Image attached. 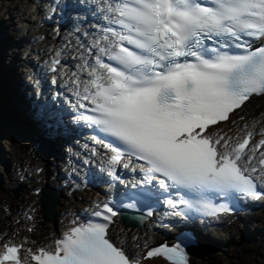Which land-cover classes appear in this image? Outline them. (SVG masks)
<instances>
[{
	"label": "snow or ice",
	"instance_id": "obj_1",
	"mask_svg": "<svg viewBox=\"0 0 264 264\" xmlns=\"http://www.w3.org/2000/svg\"><path fill=\"white\" fill-rule=\"evenodd\" d=\"M94 3L106 24L94 26L99 34L76 57L73 107L90 113L76 120L106 149L110 190L121 184L125 192L94 200L47 245L31 237L17 243L19 230L0 233V264H190V236L171 245L133 237L129 246L112 229L125 208L151 217L166 205V216L187 221L233 214L245 198L264 200V127L235 118L264 97V0ZM91 155L101 154L93 147Z\"/></svg>",
	"mask_w": 264,
	"mask_h": 264
},
{
	"label": "bare ground",
	"instance_id": "obj_2",
	"mask_svg": "<svg viewBox=\"0 0 264 264\" xmlns=\"http://www.w3.org/2000/svg\"><path fill=\"white\" fill-rule=\"evenodd\" d=\"M11 25H14V22H12ZM47 28L48 26L44 29L46 30ZM0 37L2 38L1 35ZM3 39L5 42L0 41V49L6 48L5 50H7L8 46H13L14 43H12L7 36L3 37ZM1 53L2 52L0 51V54ZM6 55L7 53H5V56H0V76H7L9 78V95L13 98V110L17 105L22 104V100L19 99L16 88L17 76L15 74V66L13 65L12 60L9 65H5L6 62L4 59L6 58ZM1 63H3V66ZM0 105L2 108H6V113L8 112L7 117L2 118L1 121L0 132L4 135V125L8 121L15 122V124L21 121L13 119L11 113L7 110L8 105L5 102H1ZM247 107L249 112L252 113L256 110V107L263 109L264 101L261 99L253 101L249 103ZM259 118L264 119V117L261 116ZM36 139L38 142L36 145H32L33 148L31 153L25 154L27 157L25 160L21 157L22 154L18 155L19 157L17 156L18 161L21 163L18 171H23V169L27 168L28 164L41 163L44 166V172L40 175L41 181L38 185L61 186L65 184V182L71 183L72 179L70 177L67 179L66 176L63 177L60 172V163L65 156L63 152L57 151V153H54L49 161H47L42 150L40 151L38 148L41 136H36ZM10 154V152L5 153L4 150H2L0 153V161L7 162ZM68 170H71V168H68ZM59 179H62V182H59ZM55 182L58 183L55 184ZM29 185L37 186L31 180L23 186V189L15 198L11 199L8 194L6 197H3L2 194L1 196L3 197L2 199L4 203L8 204L11 209L13 208L14 216L16 217L19 214L18 207L22 206L25 208L28 205H32L33 207L38 208L37 215L40 222L38 224L36 235L31 238L46 243L55 236L57 232L65 228L66 221L71 218L72 213L79 209L81 206V200L86 197L87 194H78L76 195L78 198H74V194L70 193V189L64 187L63 190H61L58 203L53 209V212L57 213V221L48 222L42 220L40 202L29 193L31 191L30 188H32ZM13 188H15V185L12 183L10 187L7 186L6 190L7 192H10ZM253 212V216H249V218H246L241 224L236 226L231 225L230 227H224L221 230L200 228V236L203 238L202 245L193 251L191 258L192 264H264V206L254 209ZM7 217L6 214H3L0 211V220L6 221ZM152 224L153 222L150 221L147 224H144L143 227H132L128 233L127 245L131 246L137 242L132 239L133 237H138L139 243H141L143 238H149V228L152 227ZM127 228H129V226L120 224L118 228L113 230L114 237L118 236L117 240H121L120 232H127ZM7 229L8 228L5 227L3 232ZM205 239L209 241L204 242ZM223 251H227V253H225L226 256H224ZM155 264L164 263L156 260Z\"/></svg>",
	"mask_w": 264,
	"mask_h": 264
},
{
	"label": "rangeland",
	"instance_id": "obj_3",
	"mask_svg": "<svg viewBox=\"0 0 264 264\" xmlns=\"http://www.w3.org/2000/svg\"><path fill=\"white\" fill-rule=\"evenodd\" d=\"M32 0H0V35L4 34L11 38H18L24 33V30L30 29L29 33H26L27 39L31 36L33 31L32 26L26 21L34 19V16L30 14ZM13 16V17H12ZM14 22V25L11 23ZM16 30V31H15ZM0 41H4L3 37H0ZM8 43V41H7ZM10 46H8L9 48ZM0 51L4 53L5 48H1ZM11 51L9 50V53ZM0 54L2 56L3 54ZM6 58L4 61L12 60V57L8 54L6 50ZM5 56V53L4 55ZM17 57H20L17 56ZM21 122L15 124V122L8 121L4 126L3 131L5 132L3 136L0 134V145L2 144V149L4 152H10L7 162L0 161V199L7 196L6 188L10 187L12 183L11 180L15 178L16 165L18 164V155L22 154L23 160L27 157L26 153L32 152V145H36L38 142L34 132L32 130L27 131V126L20 124ZM1 131V130H0ZM31 138V139H30ZM39 145V144H38ZM31 148V150H30ZM2 152V151H1ZM18 156V157H17ZM17 160V161H16ZM64 161V159H63ZM61 162V165L64 162ZM20 162V161H19ZM12 166V167H11ZM9 167V168H8ZM11 167V168H10ZM62 182V179H59ZM58 182H55L57 184ZM3 195V197L1 196ZM6 194V195H5ZM3 201H0V205ZM57 219V217L55 218ZM248 251V250H247ZM227 251H223L224 256Z\"/></svg>",
	"mask_w": 264,
	"mask_h": 264
},
{
	"label": "water",
	"instance_id": "obj_4",
	"mask_svg": "<svg viewBox=\"0 0 264 264\" xmlns=\"http://www.w3.org/2000/svg\"><path fill=\"white\" fill-rule=\"evenodd\" d=\"M17 192H15L16 194ZM57 194L54 193L50 188H44L42 191V197H41V203H42V208L44 210V212H47L50 214L51 213V209L53 206H51L52 204L48 203L47 200L48 199H56L57 198Z\"/></svg>",
	"mask_w": 264,
	"mask_h": 264
}]
</instances>
